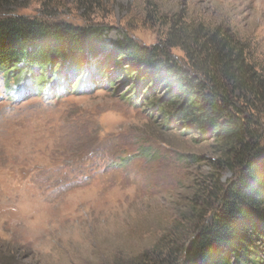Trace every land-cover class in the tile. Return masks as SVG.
I'll return each instance as SVG.
<instances>
[{"label":"rangeland","instance_id":"1","mask_svg":"<svg viewBox=\"0 0 264 264\" xmlns=\"http://www.w3.org/2000/svg\"><path fill=\"white\" fill-rule=\"evenodd\" d=\"M9 2L14 14L102 26L108 46L67 89L58 77L55 88L35 92L0 73V264H144V253L189 240L203 184L235 176L214 169V142L169 122L157 107L163 87L132 75L125 60L109 64L112 44L126 34L165 47L180 18L226 23L264 75V0Z\"/></svg>","mask_w":264,"mask_h":264},{"label":"trees","instance_id":"2","mask_svg":"<svg viewBox=\"0 0 264 264\" xmlns=\"http://www.w3.org/2000/svg\"><path fill=\"white\" fill-rule=\"evenodd\" d=\"M7 3L0 0V73L8 84L23 78L38 92L55 88L60 77L59 86L67 89L70 78L108 46L102 26L14 14ZM170 38L165 47H148L125 34L112 44L109 64L125 60L132 75L163 87L167 95L157 107L169 122L196 134L197 142H214V169L235 177L228 184L209 178L198 194L205 201L196 197L189 210L193 236L155 256L144 253L141 263L254 264L264 255V127L258 116L264 113V75L249 57V43L229 24L180 18L171 24ZM176 47L184 58L172 54Z\"/></svg>","mask_w":264,"mask_h":264}]
</instances>
